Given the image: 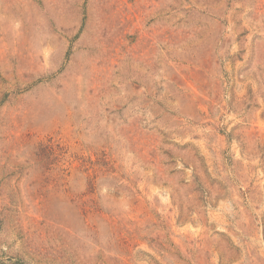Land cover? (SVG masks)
Returning a JSON list of instances; mask_svg holds the SVG:
<instances>
[{
    "label": "rangeland",
    "instance_id": "obj_1",
    "mask_svg": "<svg viewBox=\"0 0 264 264\" xmlns=\"http://www.w3.org/2000/svg\"><path fill=\"white\" fill-rule=\"evenodd\" d=\"M0 264H264V0H0Z\"/></svg>",
    "mask_w": 264,
    "mask_h": 264
}]
</instances>
